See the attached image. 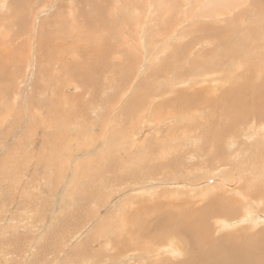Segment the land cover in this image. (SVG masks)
Here are the masks:
<instances>
[{
    "label": "rangeland",
    "instance_id": "1",
    "mask_svg": "<svg viewBox=\"0 0 264 264\" xmlns=\"http://www.w3.org/2000/svg\"><path fill=\"white\" fill-rule=\"evenodd\" d=\"M262 6L264 0H0V264H197L182 234L157 230L164 209L175 202L178 211L213 209L210 196L227 200L238 194L234 188L248 189L257 203L237 195L235 208L245 202L237 217L227 218L237 225L227 228L223 217L209 213V239L197 242L242 252L246 234H254L263 244L264 170L241 155L264 151L256 148L260 137L240 139L249 127L264 126L258 112L264 93L256 94L264 89ZM238 86L248 98L234 125L217 108H225ZM203 129L221 131L225 143L228 136L238 140L222 145L224 159L207 171L199 140L183 142ZM245 175H259V184L245 182ZM132 199L140 204L129 205ZM133 211L139 221L130 231L124 217Z\"/></svg>",
    "mask_w": 264,
    "mask_h": 264
},
{
    "label": "bare ground",
    "instance_id": "2",
    "mask_svg": "<svg viewBox=\"0 0 264 264\" xmlns=\"http://www.w3.org/2000/svg\"><path fill=\"white\" fill-rule=\"evenodd\" d=\"M141 1V0H140ZM200 1V0H199ZM217 1V0H216ZM230 1V0H229ZM205 2V1H204ZM211 2H212V0H211ZM215 2V1H214ZM213 2V3H214ZM256 2H257V0H256ZM259 2V1H258ZM139 3V2H138ZM141 3V2H140ZM145 3V2H144ZM206 3V2H205ZM205 3H203L202 2V4H205ZM208 3V2H207ZM206 3V5H209V3L207 4ZM61 4V3H60ZM215 4H216V2H215ZM215 4H213V5H215ZM218 4V3H217ZM64 5V4H63ZM142 5V4H141ZM145 5V4H144ZM170 5V4H169ZM206 5H204V6H206ZM225 5H228V4H225ZM202 6V5H201ZM210 6V5H209ZM212 6V5H211ZM57 7H59V4H58V6ZM263 7V6H262ZM264 8V7H263ZM46 9V8H45ZM52 9V8H51ZM56 9V8H55ZM65 9V8H64ZM72 9V8H71ZM207 9V8H206ZM205 9V10H206ZM258 9V8H257ZM70 10V9H69ZM208 10V9H207ZM260 10V9H259ZM263 10V9H262ZM257 11V10H256ZM60 12V11H59ZM207 12V11H206ZM263 12H264V10H263ZM68 13V12H67ZM72 15V14H71ZM9 16V15H8ZM83 16V15H82ZM3 17V16H2ZM73 17V16H72ZM125 17V16H124ZM14 18V17H13ZM55 18V17H54ZM62 18V17H61ZM45 19V18H44ZM66 19V18H65ZM97 19V18H96ZM71 20V19H70ZM57 21V20H56ZM68 21V20H67ZM94 21H96V20H94ZM123 21V20H122ZM136 21V20H135ZM58 22V21H57ZM73 22V21H72ZM114 22V21H113ZM242 22V21H241ZM53 23V22H52ZM51 23V24H52ZM65 23V22H64ZM2 24V23H1ZM23 24V23H22ZM100 24V23H99ZM72 25V24H71ZM70 25V26H71ZM69 26V27H70ZM93 26V25H92ZM74 27V26H73ZM90 27V26H89ZM57 28V27H56ZM3 29V28H2ZM84 29V28H83ZM4 30V29H3ZM65 30H66V28H65ZM78 30V29H77ZM81 30V29H80ZM134 30V29H133ZM132 30V31H133ZM206 30V29H205ZM209 30V29H208ZM9 31V30H8ZM57 31V30H56ZM70 31V30H69ZM96 31V30H95ZM207 31V30H206ZM229 31H232V30H229ZM228 31V32H229ZM234 31V30H233ZM232 31V32H233ZM7 32V31H6ZM210 33V31H207V33ZM235 32V31H234ZM4 33V32H3ZM9 33V32H8ZM86 33V32H85ZM135 33V32H134ZM65 34V33H64ZM80 34H82V33H80ZM225 34H226V32H225ZM230 34V33H229ZM228 34V35H229ZM18 35V34H17ZM16 35V36H17ZM58 35V34H57ZM66 35V34H65ZM133 35V34H132ZM227 34H226V36L228 37H226L227 39H229V36H228ZM233 35V34H232ZM15 36V35H14ZM70 36V35H69ZM85 36H86V34H85ZM231 36V35H230ZM58 37V36H57ZM63 37H68V36H63ZM83 37V36H82ZM88 37V36H87ZM90 37V36H89ZM7 38V37H6ZM17 38V37H16ZM53 38H56L55 36H53ZM76 38V37H75ZM85 38V37H84ZM83 38V39H84ZM138 38V37H137ZM136 38V39H137ZM51 38H48V40L47 41H49V43H50V40ZM67 39V38H66ZM65 39V40H66ZM72 39V38H71ZM78 39H79V37H78ZM83 39H82V41L81 42H83ZM226 39V40H227ZM53 40V39H52ZM59 40H61V38L59 39ZM64 40V39H63ZM73 40H74V37H73ZM101 40V39H100ZM55 42H57V40H54ZM78 41V40H77ZM80 41V40H79ZM79 41H78V43L76 42V44H77V46H78V44H79ZM87 41V40H86ZM60 42V41H59ZM73 42V41H72ZM84 42H85V40H84ZM16 43V42H15ZM48 43V44H49ZM52 44V43H51ZM51 44H49V45H51ZM53 44H54V42H53ZM68 44H69V42H68ZM67 43L65 44V49L68 47H66V45H68ZM76 44H74L73 45V47L74 46H76ZM82 44V43H81ZM21 45V44H20ZM19 45V46H20ZM69 45H71V44H69ZM80 45V44H79ZM88 45V44H87ZM18 46V47H19ZM53 46V45H52ZM56 46V45H55ZM59 46V45H58ZM80 46H82V45H80ZM97 46V45H96ZM193 46V45H192ZM191 46V47H192ZM50 47V46H49ZM98 47V46H97ZM57 48V47H56ZM59 48H61L60 46H59ZM69 48V47H68ZM81 48H83V46L81 47ZM84 48H85V53H87L88 51H90L88 48V51H86L87 49H86V45H84ZM37 49V48H36ZM71 49V48H70ZM93 49H95V48H93ZM96 51V50H95ZM80 52V51H79ZM49 53H51V52H49ZM66 53V52H65ZM91 53V52H90ZM208 53V52H207ZM210 53V52H209ZM32 54V53H31ZM78 54V53H77ZM80 54V53H79ZM203 54V53H202ZM33 55V54H32ZM50 55V54H49ZM69 55V54H68ZM81 55V54H80ZM87 55V54H86ZM94 55V54H93ZM116 55V54H115ZM204 55V54H203ZM209 55V54H208ZM6 56V55H5ZM15 56V55H14ZM18 56V55H17ZM88 56V55H87ZM91 56H92V54H91ZM10 57V56H9ZM23 57V56H22ZM61 57V56H60ZM63 57H65V56H63ZM69 57V56H68ZM197 57V56H196ZM20 58V57H19ZM51 58V57H50ZM84 58H85V56H84ZM95 58V57H94ZM105 58V57H104ZM107 58V57H106ZM199 58V57H198ZM48 59V58H47ZM79 59H80V57H79ZM91 59H92V57H91ZM105 60V59H104ZM188 60V59H187ZM199 60H200V58H199ZM14 61V60H13ZM30 61V60H29ZM32 61V60H31ZM41 61V60H40ZM62 61V60H61ZM107 61V60H106ZM193 61H195V59L193 60ZM24 62V61H23ZM42 62V61H41ZM40 62V63H41ZM65 62V61H64ZM89 62V61H88ZM196 62V61H195ZM31 63V62H30ZM36 63V62H35ZM72 63V62H71ZM70 63V64H71ZM109 63V62H108ZM111 63V62H110ZM189 63H191V62H189ZM48 64H49V62H48ZM73 65H74V63H72ZM97 64V63H96ZM3 65V64H2ZM21 65V64H20ZM52 65V64H51ZM73 65H71V66H73ZM192 65V64H191ZM63 66V65H62ZM84 66V65H83ZM107 66V65H106ZM198 66V65H197ZM33 67V66H32ZM52 68V67H51ZM62 68V67H61ZM84 68H85V66H84ZM109 68V67H108ZM32 69V68H31ZM34 69V68H33ZM73 69H75L74 68V66H73V68H71V70H72V72H73ZM78 69V68H77ZM197 69V68H196ZM67 70H69L68 68H67ZM76 70V69H75ZM121 70V69H120ZM31 71V70H30ZM56 71V70H55ZM79 71V70H78ZM64 71H61V69H60V75L63 73ZM76 72V71H75ZM74 72V73H75ZM38 73V72H37ZM59 73V72H58ZM57 73V74H58ZM73 73V74H74ZM77 74H80V73H78L77 72ZM96 74V73H95ZM3 75V74H2ZM63 75V74H62ZM65 75V74H64ZM167 75V74H166ZM13 76V75H12ZM79 76V75H78ZM80 76H82V75H80ZM11 77V76H10ZM50 77V76H49ZM55 77H57V76H55ZM71 77H72V75H71ZM59 78V77H58ZM66 78V77H65ZM70 78V77H69ZM76 78V77H75ZM90 78V77H89ZM200 78V77H199ZM214 78V77H213ZM61 79V78H60ZM71 79V78H70ZM79 79V78H78ZM83 79H86V77H83ZM88 79V78H87ZM173 80V79H172ZM212 80V79H211ZM21 81H22V79H21ZM58 81V80H57ZM90 81V80H89ZM213 81H214V79H213ZM226 81V80H225ZM56 82V81H55ZM68 82H70L69 80H68ZM227 82H228V80H227ZM234 82H235V80H234ZM71 84H72V82H71ZM86 84H87V80H86ZM157 84H158V82H157ZM161 84H162V82H161ZM235 84H236V82H235ZM235 84H234V87H235ZM241 84V83H240ZM57 85V84H56ZM62 85H64V84H62ZM69 85V84H68ZM52 86H53V84H52ZM52 86H50V87H52ZM58 86H60V85H58ZM24 87V86H23ZM22 87V88H23ZM42 87V86H41ZM76 87V86H75ZM239 88H237L236 90H234V89H231L230 90V96H231V100H229V99H227V97H225L226 98V100H229L230 102L229 103H226V105H225V108H223V109H219V108H217L219 111H222V115L223 116H225V117H227V120L230 122V123H232V124H234L235 125V123L238 121V120H240L241 119V117L239 116V110H240V108L242 107V105L246 102V100H247V98H248V94H247V92L244 90V88L242 87V86H238ZM52 88H54V86L52 87ZM57 88V90H58V87H56ZM62 88L63 87H61V90H62ZM232 88H233V86H232ZM51 89V88H50ZM81 89V88H80ZM222 89V88H221ZM25 90V89H24ZM60 90V89H59ZM83 90V89H82ZM216 90H218V89H216ZM153 91H155V90H153ZM207 91V90H206ZM209 92H207V93H210L211 91L210 90H208ZM23 92V91H22ZM51 92H53V91H51ZM54 92H56V94H57V91H54ZM61 92V91H60ZM152 92V91H151ZM205 92V91H204ZM221 92V91H220ZM222 92H225V91H222ZM261 92H262V94L264 93V89L262 90V89H259V90H257V92H256V94L257 95H260L261 96ZM50 93V92H49ZM28 94V93H27ZM31 94V93H30ZM211 94V93H210ZM54 95V94H53ZM58 96V95H57ZM61 96H63V94H61ZM82 96V95H81ZM115 96V95H114ZM218 96V95H217ZM222 96V95H221ZM225 96H226V93H225ZM27 97V96H26ZM77 97V96H76ZM142 97V96H141ZM53 98V97H52ZM137 98H140V97H137ZM215 98V97H214ZM214 98H212L213 100H212V102H214L216 99H214ZM19 99V98H18ZM53 99H55V97L53 98ZM53 99H52V102H53ZM74 99V98H73ZM142 99H144V98H142ZM28 100V99H27ZM62 100V99H61ZM63 100H64V98H63ZM65 100H66V97H65ZM78 101V99H75V101ZM141 100V99H140ZM140 100L138 101V102H140ZM219 100V99H218ZM217 100V101H218ZM19 101V100H18ZM35 101V100H34ZM144 101V100H143ZM209 101V100H208ZM220 101V100H219ZM218 101V102H219ZM9 102V101H8ZM55 102H57V101H55ZM63 102V101H62ZM129 102H131V101H129ZM133 102H136V100H134ZM216 102V101H215ZM217 102V103H218ZM228 102V101H227ZM121 103V102H120ZM137 103V102H136ZM136 103L135 104H132V102H131V105L133 106V105H136ZM209 103V102H208ZM221 103V102H220ZM52 104V103H51ZM126 105H125V107H127V103H125ZM140 104V103H139ZM138 103H137V105H138V107L140 106ZM170 102H169V107H171L170 106ZM219 104V103H218ZM130 105V106H131ZM141 105L142 106H144L142 103H141ZM173 105H174V103H173ZM220 105V104H219ZM50 106V105H49ZM56 106V105H55ZM57 106H58V104H57ZM57 106H56V108H57ZM132 106L131 107H129V105H128V109H129V111H130V109L132 108ZM141 106V107H142ZM59 107V106H58ZM124 107V108H125ZM135 107V106H134ZM137 107V106H136ZM160 107V106H159ZM175 107H176V105H175ZM222 107V106H221ZM54 108V107H53ZM55 108V109H56ZM72 108V107H71ZM143 108V107H142ZM178 108V107H177ZM31 109V108H30ZM50 109V108H49ZM48 109V110H49ZM59 109V108H58ZM58 109H56L57 111H58ZM119 109V108H118ZM133 109V108H132ZM132 109H131V112H132ZM179 109V108H178ZM51 110H53V109H51ZM173 110H174V108H173ZM180 110V109H179ZM124 111H125V109H124ZM259 111H262V112H264V110L263 109H259L258 110V112ZM53 112H55V111H53ZM133 112H134V110H133ZM135 112H136V109H135ZM180 112V111H179ZM33 113V112H32ZM128 114L130 113V112H127ZM115 115V114H114ZM118 115V114H117ZM135 115V114H134ZM174 115V114H173ZM119 116V115H118ZM174 116H176V115H174ZM179 116H180V114H179ZM260 116H262V115H260ZM107 117H109V116H107ZM128 117V116H127ZM113 118V117H112ZM32 119V118H31ZM34 119V118H33ZM122 119V118H121ZM40 120V119H39ZM69 120V119H68ZM132 120V119H131ZM67 121V120H66ZM122 121V120H121ZM111 122H112V120H111ZM39 123V122H38ZM122 125H124V124H122ZM234 125H232L229 129H231V128H233L234 127ZM2 126V125H1ZM17 126V125H16ZM188 126V125H187ZM190 126V125H189ZM48 127V126H47ZM55 127V126H54ZM192 128V127H191ZM65 129V128H64ZM63 129V130H64ZM103 129V128H102ZM24 130V129H23ZM22 130V131H23ZM93 132V131H92ZM182 132H184V131H182ZM186 132V131H185ZM264 132V126L262 127V128H260V129H256V128H253V127H249L248 128V130L247 131H245V132H243L242 134H241V137H240V139L241 140H243L244 142H245V139L248 141V140H250V139H253V138H256V136H258V137H260V140H258V145H259V148L258 147H256L257 148V151H259V152H263L264 151V134H262ZM4 133V132H3ZM9 133V132H8ZM183 134H185V133H183ZM182 134V135H183ZM191 134V133H190ZM260 134H262V135H260ZM177 135V134H176ZM187 135V134H186ZM193 136H190V137H188L186 140H184L183 142H185V141H187L188 139H191V138H196V139H198L199 140V147L196 149V151H198L200 154H201V156H202V158H204V156H206V159H205V161H204V164L205 165H209V166H206L205 168V171H207V168H210L212 165H217V162H219L221 159H224L223 158V153H222V151H224L225 149H223V150H221L220 148H222V147H224V146H228L229 145V143H231L232 144V142H234V141H238L237 140V138H235V137H227V139H226V143H225V141L223 140V137L221 136V131H214V130H212V129H208V130H205V129H203V130H201V132L199 131L198 132V134L196 133L195 135L194 134H192ZM51 136V135H50ZM62 136V135H61ZM8 137V136H7ZM22 137V136H21ZM52 137V136H51ZM136 137V136H135ZM186 137V136H185ZM44 138V137H43ZM175 138V137H174ZM181 138V137H180ZM179 138V139H180ZM32 139V138H31ZM57 139V138H56ZM79 139V138H78ZM183 139V138H182ZM221 139L223 140V142H221ZM9 140V139H8ZM178 140V138H176L175 139V141H177ZM192 141H194L193 139H191ZM198 140H197V142H198ZM7 141V140H6ZM22 141V140H21ZM24 141H26V140H24ZM41 141V140H40ZM127 141V140H126ZM143 141V140H142ZM145 141V140H144ZM143 141V142H144ZM15 142H17V141H15ZM146 142V141H145ZM9 143V142H8ZM22 143V142H21ZM20 143V144H21ZM56 143V142H55ZM177 143H181V141H178ZM236 143V142H235ZM6 144V143H5ZM45 144V143H44ZM238 144V143H237ZM236 144V145H237ZM15 145V144H14ZM37 145V144H36ZM222 145H224V146H222ZM233 145V144H232ZM95 146V145H94ZM131 146V145H130ZM143 146V143L142 144H140V145H138V147H142ZM181 146H182V144H181ZM180 146V144H178L176 147H181ZM222 146V147H221ZM86 147V146H85ZM175 147V148H176ZM239 147V146H238ZM240 148V147H239ZM247 148V147H246ZM156 149V148H155ZM8 150V149H7ZM41 150V149H40ZM236 150V149H235ZM18 151V150H17ZM127 151V150H126ZM239 151H240V149H239ZM246 151V150H245ZM251 150H249V152H250ZM12 152V151H11ZM129 152V151H128ZM143 152V151H142ZM157 152V151H156ZM192 152H194V151H192ZM226 152V151H225ZM231 152H232V150H231ZM233 152H235L234 150H233ZM238 152V151H237ZM8 153V152H7ZM86 153V152H85ZM84 153V154H85ZM134 153H136V152H134ZM232 154V153H231ZM7 155V154H6ZM128 155V154H127ZM226 155V154H225ZM224 155V156H225ZM230 155V154H229ZM234 155V154H233ZM92 156H93V154H92ZM119 156V155H118ZM149 156H151V155H149ZM238 156V155H237ZM241 156H243L244 157V159H245V161H249L247 164H250V163H252L254 160H256V162H257V164H256V162H255V167H256V170L258 169V171L260 170V169H263L264 170V167L263 168H261V165L260 164H262V166H264V161H263V159H264V155L263 154H261V153H257V152H252V153H250V154H248V153H246L245 152V154L244 155H241ZM152 157V156H151ZM236 157V156H235ZM150 158V157H149ZM226 158V157H225ZM49 159V158H48ZM54 159V158H53ZM81 159V158H80ZM131 159V158H130ZM12 160H14V159H12ZM197 160V159H196ZM44 161V160H43ZM54 161V160H53ZM130 162V161H129ZM173 162V161H172ZM55 163V162H54ZM53 163V164H54ZM62 163V162H61ZM80 163V162H79ZM78 163V164H79ZM60 164V163H59ZM126 164V163H125ZM115 165V164H114ZM69 166V165H68ZM159 166V165H158ZM220 166V165H219ZM218 166V167H219ZM242 166V165H241ZM149 167V166H148ZM237 167V166H236ZM56 168V167H55ZM110 168V167H109ZM132 168V167H131ZM160 168V167H159ZM201 168V167H200ZM212 168H214V167H211V169ZM245 168H246V166H245ZM251 168V167H250ZM111 169V168H110ZM214 169H216V168H214ZM227 169V168H226ZM247 169V168H246ZM2 170V169H1ZM109 170V169H108ZM239 170V169H238ZM25 171V170H24ZM78 171V170H77ZM253 171V170H252ZM76 172V171H75ZM158 172V171H157ZM247 172V171H246ZM245 172V173H246ZM22 173V172H21ZM217 173H219V172H217ZM249 173V172H248ZM256 173H258L257 171H255L254 172V174H256ZM260 173V172H259ZM250 175V174H249ZM244 176V178L243 179H245V177H246V179H245V182H247L248 180H254V183H257V184H259L258 182H259V175H258V177H253L252 176V178L250 177V176ZM242 176V175H241ZM147 177H148V175H147ZM165 177V176H164ZM205 177V176H204ZM228 177V176H227ZM226 176H225V179L226 180H229L228 178H227ZM15 178V177H14ZM155 178V180H157L156 179V177H154ZM157 178H158V176H157ZM212 178V177H211ZM241 178V177H240ZM163 179V178H162ZM262 180H263V178H261ZM141 180V178L140 179H138V181H140ZM148 180V179H147ZM151 180H153V179H151ZM141 181H143V180H141ZM163 181H164V179H163ZM232 181V180H231ZM146 182V181H145ZM145 182L143 183V184H145ZM166 182V181H165ZM237 182V181H236ZM170 183V182H169ZM239 183V182H238ZM251 183V182H250ZM137 185H139L138 183H136ZM142 184V183H141ZM253 184V183H252ZM130 185V184H129ZM135 186V185H134ZM168 186H169V184H168ZM253 186V185H252ZM261 186V185H260ZM260 186H258V188L260 187ZM238 187H243V186H238ZM250 187V186H249ZM52 188V187H51ZM247 188H248V186H247ZM121 189V188H120ZM146 189V188H145ZM144 189V190H145ZM158 189V188H157ZM239 189H241V188H239ZM239 189H236V188H234V189H231L232 190V192L233 191H237L238 192V196L240 195V197H241V199L242 200H244L243 198H245V199H247V200H245V201H247V203H250V205H251V200H254V202H253V204H256L257 203V195H255V194H253L251 191H245V193H242V192H240V191H238ZM263 189V188H262ZM48 190V189H47ZM207 190V189H206ZM242 190V189H241ZM141 191H143V190H141ZM253 191H255V190H253ZM204 192H205V189L203 188L202 190H200L199 191V193H203L204 194ZM255 192H257V191H255ZM260 192L261 191H259V194H260ZM263 192V191H262ZM261 192V193H262ZM162 192H160V194H161ZM48 195V194H47ZM161 195H163V193L161 194ZM207 195V194H206ZM215 195V194H214ZM220 195H222V194H220ZM219 194H216V197L215 196H210V198L207 200L208 201V204L209 203H212L213 204V209H212V207L211 208H209V210H206V211H200V212H194V211H190V212H185L184 210H180V211H178L180 208L182 209V205L180 204V203H178V202H175V203H173V204H171V206L169 207V206H166L165 204L167 203V202H165V203H162L161 201L162 200H160L159 198H158V200L156 199L155 200V202L157 201V205H159L160 207L162 206V205H164V206H166V208L164 209V214L162 215V217L160 218V220H159V222H158V224H157V226H158V228H157V230L159 229V230H169L168 232H173L174 233V231H175V229H176V231L175 232H179L180 233V235H181V239L183 238V240H185V242H184V245H185V247H184V245H183V247L184 248H186L185 250L189 253V257L190 258H193V259H196L197 261H198V263L197 264H264V243L262 244L261 243V240H259V239H257L258 237H254L255 235L254 234H246V236H245V249L242 251V252H238L239 251V249H237L236 251L235 250H233L232 249V247H230V246H223V247H220V248H216V247H205V248H203L204 246L203 245H201L200 243H198L197 242V240H208L209 239V233H206V231L208 230H205L204 229V227H206L205 225V223L206 222H204L205 220H207V215L210 213L212 216L214 215V217L217 215V216H220V217H223V219H219V220H221L222 222H224L223 224H224V228H227V227H229V226H233V225H237V224H235V222L236 221H231L230 222V220H229V222H228V220H227V218H232L231 220H233V218H235V217H237L238 215H239V213L241 212L240 211V204L241 203H243V202H245V201H238V204H239V207H237V208H235V201H236V196L235 197H233L234 195L231 193L228 197H227V200H222L221 198H220V200L218 201V197L220 196ZM263 195V194H262ZM145 197V196H144ZM225 197V196H224ZM138 198V197H137ZM130 199H131V197H130ZM140 199H142V198H140ZM139 198H138V200H140ZM202 200H203V198H201ZM1 200V199H0ZM128 200V199H127ZM133 200V199H132ZM132 200L131 201H129L130 203H129V205L130 204H133V203H135V202H138L139 204H140V202L137 200V201H135L134 202V200H133V202H132ZM144 200H147V199H144ZM143 200V201H144ZM199 200V199H198ZM146 202V201H145ZM6 203V202H5ZM171 202H169V204H170ZM108 204V203H107ZM127 204H128V202H127ZM146 204V203H145ZM211 204V205H212ZM218 204L220 205V209L217 211V210H215L214 209V206H218ZM245 204V203H244ZM259 204V203H258ZM138 205V204H137ZM146 205H148V204H146ZM145 205V206H146ZM154 205V204H153ZM122 206H124V205H122ZM142 206V205H141ZM76 207V206H75ZM149 207V206H148ZM219 207V206H218ZM2 208V207H1ZM119 208V207H118ZM127 208H129L130 209V207H127ZM132 208V207H131ZM143 208V207H142ZM145 208H147V207H145ZM150 208V207H149ZM148 208V209H149ZM151 208H153L152 206H151ZM183 208H184V206H183ZM217 208V207H216ZM136 209H137V207H136ZM140 208H138V210H139ZM155 209V208H154ZM218 209V208H217ZM75 210V209H74ZM78 210V209H77ZM120 210V209H119ZM145 210V209H144ZM143 210V211H144ZM160 210V209H159ZM105 211V210H104ZM121 211V210H120ZM152 211H153V209H152ZM146 212V211H145ZM145 212H143V213H145ZM148 212H149V210H148ZM245 212L247 213V214H249L248 215V217H246V218H248V219H250L251 218V215H252V208L251 207H247L246 209H245ZM91 213V212H90ZM133 213V214H132ZM131 214H129L128 215V213H127V216L126 217H124V218H126V222H127V226L128 227H130L129 229H131L132 227H133V224H135L136 223V221H139V220H136V217L135 216H137L136 214H139V213H137V211L134 213V211L132 212ZM142 213V212H141ZM235 213V214H234ZM124 214V213H123ZM209 214V215H210ZM232 214H234L232 217H230ZM238 214V215H237ZM246 214V215H247ZM157 215V214H156ZM159 215V214H158ZM208 215V216H209ZM145 216V215H144ZM216 216V217H217ZM253 216H256V215H253ZM252 216V217H253ZM75 217V216H74ZM77 217V216H76ZM86 217V216H85ZM147 217V216H146ZM152 217V216H151ZM176 217V218H175ZM241 217H242V215H241ZM250 217V218H249ZM81 218V217H80ZM140 218V217H139ZM175 218V219H174ZM254 218V217H253ZM252 218V219H253ZM117 219H119V217H117ZM121 219H122V217H121ZM141 219H142V217H141ZM144 219V218H143ZM142 219V220H143ZM146 219V218H145ZM205 219V220H204ZM251 219V220H252ZM257 219H258V216H257ZM79 220V219H78ZM100 220V219H99ZM227 220V221H226ZM260 220H261V218H260ZM260 220L258 219V220H256V221H252L251 222V224L254 226V225H258V223L260 222ZM97 221V220H96ZM123 221V220H122ZM121 221V222H122ZM241 221V220H240ZM79 222V221H78ZM99 222V221H98ZM115 222H119V221H116L115 220ZM97 223V222H96ZM110 223H111V221H110ZM113 223V222H112ZM143 223V222H142ZM144 223H146V222H144ZM143 223V224H144ZM236 223H238V222H236ZM68 224V223H67ZM116 224V223H115ZM138 224V223H137ZM140 224V223H139ZM220 224V223H219ZM222 224V225H223ZM240 224V223H239ZM251 225V226H252ZM113 226V225H112ZM114 226H116V225H114ZM121 226V225H120ZM246 226V225H245ZM137 227H139V226H136V229L135 230H137ZM140 227H142V226H140ZM135 228V227H134ZM102 229V228H101ZM109 229V228H108ZM111 229V228H110ZM128 229V230H129ZM139 229V228H138ZM44 230V229H43ZM114 230V229H113ZM238 230V229H237ZM241 230H243L242 232H246L247 230H248V227H245V228H242ZM116 231V230H115ZM130 231H132V229L130 230ZM139 231V230H138ZM81 232V231H80ZM137 232V231H136ZM141 232H142V230H141ZM177 232V233H178ZM112 233V232H111ZM135 233V232H134ZM161 233V232H160ZM177 233H176V235H177ZM249 233V232H248ZM250 233H252V232H250ZM39 234V233H38ZM142 234H143V232H142ZM164 234H166V233H164ZM168 235H169V233H167ZM120 235V234H119ZM122 235H123V233H122ZM43 236V235H42ZM178 236V235H177ZM177 236H175V237H177ZM125 237V236H124ZM124 237H123V239H124ZM180 238V237H179ZM247 238H248V240H249V243H247ZM52 239V238H51ZM125 239H126V237H125ZM138 239V238H137ZM255 239V240H254ZM182 240V241H183ZM129 241V240H128ZM128 241H127V243H128ZM131 241V240H130ZM137 242V241H136ZM114 243V242H113ZM170 243H172V241L170 242ZM204 243V242H203ZM87 244V243H86ZM116 244V243H115ZM159 244V243H158ZM182 244V243H181ZM180 244V245H181ZM123 245H125V244H123ZM128 245V244H127ZM201 245V246H200ZM122 246V245H121ZM76 247V246H75ZM137 247H138V245H137ZM151 247V246H150ZM165 247H167V246H165ZM89 248V247H88ZM121 248V247H120ZM176 248V247H175ZM99 249V248H98ZM123 249V248H122ZM166 249V248H165ZM202 249H204L205 250V252L207 253L206 254V256L204 255V253H203V251H202ZM86 250V249H85ZM127 250V249H126ZM148 252H149V250H147ZM99 252V251H98ZM122 252H124V250L122 251ZM166 252V251H165ZM227 252H230L231 254H228ZM84 253V252H83ZM86 253V252H85ZM152 253L154 254L155 252H153L152 251ZM173 254H177V253H175V252H172ZM122 254V253H121ZM118 255V254H117ZM114 256V255H113ZM130 256V255H129ZM154 256V255H153ZM86 258V257H85ZM100 258V257H99ZM112 258V257H111ZM103 259V258H102ZM85 260V259H84ZM110 261V260H109ZM149 261V260H148ZM154 261V260H153ZM158 262V263H157ZM160 262V263H159ZM82 263V262H81ZM107 263V262H106ZM112 263H114V262H112ZM147 263V262H146ZM120 264V263H119ZM150 264H177V261L176 262H171V259H169V260H167L166 262H164L163 260H160V261H154V262H151Z\"/></svg>",
    "mask_w": 264,
    "mask_h": 264
}]
</instances>
